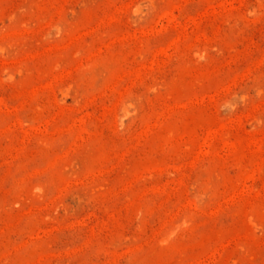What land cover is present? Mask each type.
Segmentation results:
<instances>
[{
  "label": "rangeland",
  "instance_id": "1",
  "mask_svg": "<svg viewBox=\"0 0 264 264\" xmlns=\"http://www.w3.org/2000/svg\"><path fill=\"white\" fill-rule=\"evenodd\" d=\"M0 264H264V0H0Z\"/></svg>",
  "mask_w": 264,
  "mask_h": 264
}]
</instances>
